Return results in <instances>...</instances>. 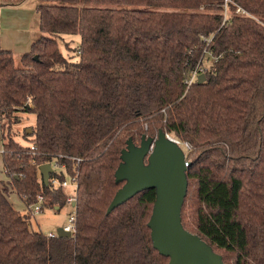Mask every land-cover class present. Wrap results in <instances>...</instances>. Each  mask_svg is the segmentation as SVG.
<instances>
[{
	"label": "trees",
	"instance_id": "trees-1",
	"mask_svg": "<svg viewBox=\"0 0 264 264\" xmlns=\"http://www.w3.org/2000/svg\"><path fill=\"white\" fill-rule=\"evenodd\" d=\"M36 1L40 35L20 65L0 48V264H168L147 227L153 190L106 214L126 141L159 130L189 146L183 228L224 264H264V0ZM64 36L79 37L64 42L76 59ZM201 61L205 80L187 86ZM21 114L35 125L18 141ZM53 162L78 189L75 233L50 239L9 199L61 209L69 193L38 170Z\"/></svg>",
	"mask_w": 264,
	"mask_h": 264
},
{
	"label": "water",
	"instance_id": "water-1",
	"mask_svg": "<svg viewBox=\"0 0 264 264\" xmlns=\"http://www.w3.org/2000/svg\"><path fill=\"white\" fill-rule=\"evenodd\" d=\"M33 59L36 61L37 57ZM204 80L205 76L200 75L197 83ZM120 160L114 179L116 184H124L115 193L106 214L135 195L153 190L155 200L147 227L152 246L159 255L168 258V264H224L222 257L205 241L182 226L181 208L187 192L186 171L190 162L186 161L181 147L159 130L155 138L142 135L138 145L129 138ZM38 170L44 185L48 186L53 172L50 164L40 165ZM57 236L65 238L70 234L58 229Z\"/></svg>",
	"mask_w": 264,
	"mask_h": 264
},
{
	"label": "crops",
	"instance_id": "crops-1",
	"mask_svg": "<svg viewBox=\"0 0 264 264\" xmlns=\"http://www.w3.org/2000/svg\"><path fill=\"white\" fill-rule=\"evenodd\" d=\"M36 5V0H25L17 6L0 7V48L11 52L16 66L40 35Z\"/></svg>",
	"mask_w": 264,
	"mask_h": 264
},
{
	"label": "rangeland",
	"instance_id": "rangeland-1",
	"mask_svg": "<svg viewBox=\"0 0 264 264\" xmlns=\"http://www.w3.org/2000/svg\"><path fill=\"white\" fill-rule=\"evenodd\" d=\"M64 40H58V45L61 53L64 56L72 55L74 59H76V53H68L65 49L64 42H70V47H72L73 50L77 49V46L79 45V37L77 36H64ZM16 64V63H15ZM20 64L19 62L17 63ZM20 122L14 127V130L17 133V140H21L22 131L25 128H30L35 125V117L32 114H25V115H19ZM147 136V135H146ZM136 145L139 144V141L135 142ZM181 149L184 153H186V149L183 144H181ZM0 183H3L4 185L8 184V178L4 174L2 170V161H1V155H0ZM10 202L13 205V208L18 211L21 215L25 216V206L22 203V201L15 195L12 194L10 196ZM72 209L68 205H64L61 209L56 210L55 208L44 209L41 213L34 215V216H28L27 221L30 226V228L35 232H40L43 234H57L58 229L64 228L68 224V218L71 214Z\"/></svg>",
	"mask_w": 264,
	"mask_h": 264
},
{
	"label": "built area",
	"instance_id": "built-area-1",
	"mask_svg": "<svg viewBox=\"0 0 264 264\" xmlns=\"http://www.w3.org/2000/svg\"><path fill=\"white\" fill-rule=\"evenodd\" d=\"M229 0H225V4L228 3ZM235 13L237 15L247 16L251 17L246 11L243 9L237 7ZM205 56H209L207 52H204ZM210 61H213V59H210ZM207 70L206 66L201 62H199L195 68L188 71L186 75V79L184 80V83L189 86L194 82L198 81V77L200 75H204L205 71ZM173 139V138H172ZM174 142H176L179 146H181V143L175 139H173ZM185 149H189V146L187 144H183ZM32 151H35L36 149L34 147H31ZM3 153V150L0 149V154ZM75 160V159H73ZM78 161V160H76ZM50 166L53 170L52 174L49 176L48 179V186H50L52 189H63L69 193V195L66 198L65 205H68L71 207L72 212L69 215L68 218V224L62 228L64 232H67L70 234L75 233V222H76V209H75V202H76V192L78 189V183H77V175H66V168L64 165L59 164L58 162L50 163ZM55 174V175H54ZM60 174H65V177L63 180L59 178ZM22 203L25 206V213H28L29 216H34L39 213H41L44 209L47 208V200L43 195H37L35 202L28 205L25 201H22ZM47 238L53 239L57 237V234H46Z\"/></svg>",
	"mask_w": 264,
	"mask_h": 264
}]
</instances>
